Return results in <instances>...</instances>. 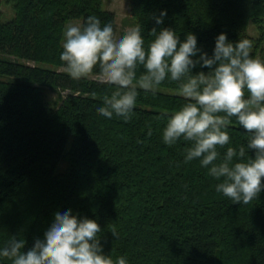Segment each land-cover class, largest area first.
Here are the masks:
<instances>
[{
  "label": "trees",
  "instance_id": "obj_1",
  "mask_svg": "<svg viewBox=\"0 0 264 264\" xmlns=\"http://www.w3.org/2000/svg\"><path fill=\"white\" fill-rule=\"evenodd\" d=\"M3 1L14 7L9 20ZM129 1L146 42L153 26H169L181 39L195 32L209 54L222 31L247 38L254 56L264 45V0ZM161 9L167 15L157 25ZM90 14L118 33L104 0H0V243L15 234L30 244L55 208L71 207L97 219L104 251L129 264H264V190L247 204L232 202L199 158L183 161L186 142L162 140L161 114L184 102L176 82L161 83L156 94L140 90L124 120L97 111L113 86L95 71L80 79L67 73L64 26ZM251 22L257 36L248 34ZM44 86L68 93L52 104ZM227 130L233 146L246 143L234 116ZM67 148L68 165L57 172Z\"/></svg>",
  "mask_w": 264,
  "mask_h": 264
},
{
  "label": "clouds",
  "instance_id": "obj_2",
  "mask_svg": "<svg viewBox=\"0 0 264 264\" xmlns=\"http://www.w3.org/2000/svg\"><path fill=\"white\" fill-rule=\"evenodd\" d=\"M153 15L162 25L167 9ZM150 34L146 42L140 23L117 34L111 21L90 14L83 23L64 26L60 59L71 78L95 71L113 86L97 105L109 118L130 120L140 90L156 94L161 83L176 82L184 102L161 114L162 140L186 142L183 161L199 158L216 179L217 192L247 204L264 190V58L251 54L247 38L233 41L223 31L215 36L211 54L198 45L195 32L181 39L173 27L153 26ZM233 116L247 130L246 143L236 146L227 130ZM101 230L97 219L57 207L30 244L15 234L0 243V264L3 258L11 264H129L124 255L104 251Z\"/></svg>",
  "mask_w": 264,
  "mask_h": 264
},
{
  "label": "rangeland",
  "instance_id": "obj_3",
  "mask_svg": "<svg viewBox=\"0 0 264 264\" xmlns=\"http://www.w3.org/2000/svg\"><path fill=\"white\" fill-rule=\"evenodd\" d=\"M104 7L110 10L115 11L117 16V23H118V33H121L125 30V28L133 25L132 24V12L130 8V1L129 0H104ZM3 10V19L9 20L14 17V7L11 2L3 1L2 5ZM80 22V20H72L69 23H76ZM248 34L252 36H257L258 31L254 23H250L248 27ZM257 57L264 58V45L261 50L258 51ZM29 64H33V62H28ZM43 90L52 104L59 103V96L66 95L68 91H64L61 89H55L48 86H44ZM68 165V148L65 150L63 158L57 168V172H62Z\"/></svg>",
  "mask_w": 264,
  "mask_h": 264
}]
</instances>
